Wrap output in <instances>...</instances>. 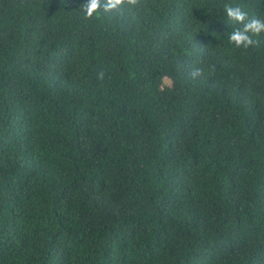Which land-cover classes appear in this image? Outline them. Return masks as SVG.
I'll list each match as a JSON object with an SVG mask.
<instances>
[{
    "label": "trees",
    "instance_id": "1",
    "mask_svg": "<svg viewBox=\"0 0 264 264\" xmlns=\"http://www.w3.org/2000/svg\"><path fill=\"white\" fill-rule=\"evenodd\" d=\"M84 2L0 0V264H264V0Z\"/></svg>",
    "mask_w": 264,
    "mask_h": 264
},
{
    "label": "clouds",
    "instance_id": "2",
    "mask_svg": "<svg viewBox=\"0 0 264 264\" xmlns=\"http://www.w3.org/2000/svg\"><path fill=\"white\" fill-rule=\"evenodd\" d=\"M140 0H85L80 5V11L84 20L96 18L99 13L113 12L120 13L125 8L138 7ZM223 12L228 21L238 25L228 35L227 39L237 49H248L258 46L260 38L264 37V17L255 14H250L245 11L240 5L226 3L223 5ZM201 68H193L189 75L192 79L202 76ZM98 79L104 78V73L101 71L97 74Z\"/></svg>",
    "mask_w": 264,
    "mask_h": 264
},
{
    "label": "rangeland",
    "instance_id": "3",
    "mask_svg": "<svg viewBox=\"0 0 264 264\" xmlns=\"http://www.w3.org/2000/svg\"><path fill=\"white\" fill-rule=\"evenodd\" d=\"M168 78L171 82H174V76L173 75H168Z\"/></svg>",
    "mask_w": 264,
    "mask_h": 264
}]
</instances>
